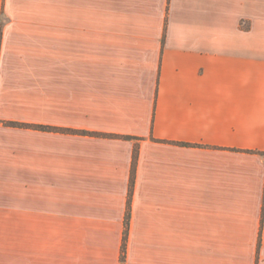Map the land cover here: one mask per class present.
Returning <instances> with one entry per match:
<instances>
[{"label":"crops","instance_id":"0c3cea01","mask_svg":"<svg viewBox=\"0 0 264 264\" xmlns=\"http://www.w3.org/2000/svg\"><path fill=\"white\" fill-rule=\"evenodd\" d=\"M0 264H264V0H0Z\"/></svg>","mask_w":264,"mask_h":264},{"label":"trees","instance_id":"16d2710c","mask_svg":"<svg viewBox=\"0 0 264 264\" xmlns=\"http://www.w3.org/2000/svg\"><path fill=\"white\" fill-rule=\"evenodd\" d=\"M128 220V219H127ZM128 225V224H127ZM126 241H127V233H126V236H125V240H124V244H123V247H122V262L125 260V253H126Z\"/></svg>","mask_w":264,"mask_h":264}]
</instances>
